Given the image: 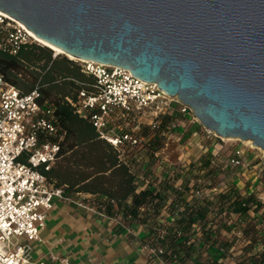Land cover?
I'll return each instance as SVG.
<instances>
[{"label":"water","instance_id":"1","mask_svg":"<svg viewBox=\"0 0 264 264\" xmlns=\"http://www.w3.org/2000/svg\"><path fill=\"white\" fill-rule=\"evenodd\" d=\"M0 10L78 59L157 82L205 128L264 151V0H0Z\"/></svg>","mask_w":264,"mask_h":264},{"label":"crops","instance_id":"2","mask_svg":"<svg viewBox=\"0 0 264 264\" xmlns=\"http://www.w3.org/2000/svg\"><path fill=\"white\" fill-rule=\"evenodd\" d=\"M29 70L37 76L33 85H30L31 89L37 83H41V103L58 104V115L62 119L65 132L59 159L51 170L44 172L51 184L65 188V197L54 199V206L48 212L40 240L33 242L32 259L35 262L210 264L214 261L235 264L234 255L242 252L250 242L243 237L241 225L238 226L236 222V215L232 216L233 220L230 222V228H234L235 233L222 228L214 233L218 239L231 243L227 253L232 254L231 258L230 256L225 258V252L219 247L201 243L193 247L190 257L185 262L178 263L165 262L145 247L143 241L146 230L143 225L133 223L129 228H122L114 219L97 212L93 208V199L97 197L113 199L117 205L123 206L132 203L134 192L148 186L143 173L149 165L147 158L142 154L123 160V156H120L113 146L98 137L91 122L72 111L68 101L75 99L80 89H91L95 82V79L83 73L77 64L58 56L52 58L46 65L43 61L31 64ZM21 75L19 73V76ZM31 89L21 91L28 93L32 91ZM183 124L182 127L176 128L183 133L182 139L178 141L177 136L170 132V136L165 138L163 148L158 152L159 161L152 169L161 180L168 176L166 168L186 166L198 160L208 150L217 153L208 148L211 146L210 143L208 146L202 145L203 139L205 143L210 139L205 136L204 126L195 120L192 114L186 115ZM174 146L177 147L173 150ZM248 155L250 159L252 158L253 164L233 171L218 172L217 178L222 183H234L242 196L255 195L264 203V164L263 161L254 160L252 153ZM26 158L27 155L23 154L20 161L25 162ZM184 177L185 173H182L176 184H181ZM182 196L189 201L193 197L191 192H186ZM262 210L257 212L251 210L249 215L255 221L261 220ZM199 227L195 225L194 229L199 230ZM216 227L217 225H214V228ZM52 254H56L58 259L51 260ZM62 258L67 259V263H63Z\"/></svg>","mask_w":264,"mask_h":264},{"label":"built area","instance_id":"3","mask_svg":"<svg viewBox=\"0 0 264 264\" xmlns=\"http://www.w3.org/2000/svg\"><path fill=\"white\" fill-rule=\"evenodd\" d=\"M25 44L42 45L21 22L0 11V52L16 55ZM52 56L65 55L52 51ZM67 58L95 79L92 88L80 89L70 104L93 124L100 138L117 149L126 142L139 146L142 125L159 128L164 114L177 116L175 126L179 128L187 114L199 121L188 105L166 94L157 82L139 78L122 66ZM41 97L38 87L23 93L0 69V264H45L32 259L33 242L40 240L54 199L65 197V188L51 184L44 173L59 159L65 132H61L55 104L41 103ZM172 133L178 141L182 139L181 131ZM204 133L208 139H222L205 127ZM170 134L163 132L165 138ZM248 153L256 160L240 143L225 159L216 153L219 172L253 164ZM23 154L27 155L25 162L20 161ZM145 247L155 256L164 253L162 248ZM261 251L264 245L259 243L251 253ZM241 254L234 259L240 261ZM50 257L58 259L56 254Z\"/></svg>","mask_w":264,"mask_h":264},{"label":"trees","instance_id":"4","mask_svg":"<svg viewBox=\"0 0 264 264\" xmlns=\"http://www.w3.org/2000/svg\"><path fill=\"white\" fill-rule=\"evenodd\" d=\"M52 58L54 57L51 48L38 44H25L16 55L1 51L0 69L9 82L21 90H30V85H33L37 76L29 70V65L41 61L46 65ZM19 73L22 75L19 76ZM40 85L41 83H37L34 88L38 87L41 91ZM57 105L55 104L58 115ZM68 105L78 115L69 101ZM176 117L170 113L162 115L159 128L142 125L140 135L143 141L139 146L126 142L119 149L114 147L119 155L123 156V160L144 154L149 164L143 170L148 186L139 192H134L132 203L123 206L117 205L113 199L97 197L93 199L95 210L114 219L122 228H129L133 223L143 225L146 230L143 244L149 248H162L164 250L160 255L162 260L178 263L185 262L190 257L193 247L201 243L206 246H217L225 252V258L228 256L231 258L230 252L227 255L231 243L218 239L214 233L221 228L235 233L234 228H230V222L233 220L232 216L236 215V222L238 226L241 225L243 237L250 242L242 251L240 261L234 260L235 264H263L264 251L256 254L250 252L259 243L264 245L262 234L264 222L260 226L249 213L251 210L257 212L263 209L264 216V203L255 195L242 196L234 183L218 181L217 174L221 170L214 152L208 150L198 160L186 166L166 168L165 172L168 176L162 180L154 174L152 168L158 163L160 158L158 152L164 146L163 132L178 131L175 126ZM60 120L61 132H64L61 117ZM182 173H185V177L182 183L177 185L176 182ZM200 178L204 179L199 180ZM211 189L216 190L211 192ZM186 192H191L193 196L191 201L183 198L182 195ZM195 225L200 226L199 230L194 229ZM214 225L217 227L214 228ZM225 263L210 262V264Z\"/></svg>","mask_w":264,"mask_h":264},{"label":"rangeland","instance_id":"5","mask_svg":"<svg viewBox=\"0 0 264 264\" xmlns=\"http://www.w3.org/2000/svg\"><path fill=\"white\" fill-rule=\"evenodd\" d=\"M201 124V123H200ZM202 145L204 146H208V143L211 144L210 147H208L209 149L212 148L215 152H217L221 158H226L227 155L230 153V151L234 148V146H236L237 144H243V146L245 147L246 151L249 152H253L255 157H256V161L257 162H261L264 159V151L255 147L253 148V146L251 144H247L241 140H226V139H220V138H213L210 139L208 142H204V139L201 141ZM177 146L173 147V150L176 149ZM176 154V153H174ZM172 156V155H171ZM261 220L258 219V224L261 226L262 225V219L264 220V216L263 213H261L260 215Z\"/></svg>","mask_w":264,"mask_h":264},{"label":"bare ground","instance_id":"6","mask_svg":"<svg viewBox=\"0 0 264 264\" xmlns=\"http://www.w3.org/2000/svg\"><path fill=\"white\" fill-rule=\"evenodd\" d=\"M1 11V10H0ZM3 12V11H2ZM6 16H8V17H11V18H13L12 16H10L9 14H7V13H5V12H3ZM15 19V18H14ZM19 21V20H18ZM20 22V21H19ZM22 23V22H21ZM23 24V23H22ZM25 26V25H24ZM26 27V26H25ZM27 28V27H26ZM28 29V28H27ZM30 32H31V34L36 38V40L37 41H39L43 46H47V47H49V48H51L52 49V51H54V52H56V53H58V54H64L65 56H67V57H69V58H71V59H78L77 57H75V56H73V55H71V54H68L67 52H65L64 50H62L61 48H59V47H57V46H55V45H53V44H51V43H49V42H47V41H45V40H43V39H41V38H39L34 32H32L30 29H28ZM223 139H226V140H238V138H223ZM240 140V139H239ZM243 142H245V143H247V144H251L252 146H253V148H255V147H257V146H255L254 144H253V141L252 140H244ZM257 148H259V149H261V150H263L261 147H257Z\"/></svg>","mask_w":264,"mask_h":264}]
</instances>
